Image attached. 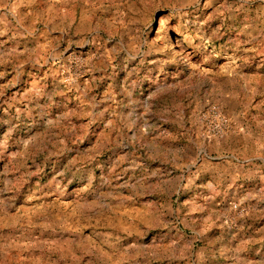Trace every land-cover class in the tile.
Here are the masks:
<instances>
[{
	"label": "rangeland",
	"instance_id": "rangeland-1",
	"mask_svg": "<svg viewBox=\"0 0 264 264\" xmlns=\"http://www.w3.org/2000/svg\"><path fill=\"white\" fill-rule=\"evenodd\" d=\"M0 264H264V0H0Z\"/></svg>",
	"mask_w": 264,
	"mask_h": 264
},
{
	"label": "built area",
	"instance_id": "built-area-1",
	"mask_svg": "<svg viewBox=\"0 0 264 264\" xmlns=\"http://www.w3.org/2000/svg\"><path fill=\"white\" fill-rule=\"evenodd\" d=\"M218 121H216L214 124H212L211 126V130L212 133H219L222 129H223V124H222V120L221 119H217Z\"/></svg>",
	"mask_w": 264,
	"mask_h": 264
},
{
	"label": "crops",
	"instance_id": "crops-1",
	"mask_svg": "<svg viewBox=\"0 0 264 264\" xmlns=\"http://www.w3.org/2000/svg\"><path fill=\"white\" fill-rule=\"evenodd\" d=\"M125 128V126H123ZM124 128H122V130H124Z\"/></svg>",
	"mask_w": 264,
	"mask_h": 264
}]
</instances>
